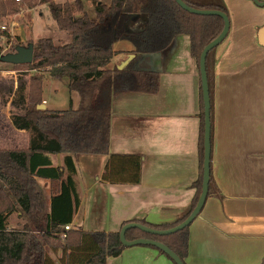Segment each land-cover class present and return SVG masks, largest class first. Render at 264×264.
I'll return each mask as SVG.
<instances>
[{"label":"crops","instance_id":"0c3cea01","mask_svg":"<svg viewBox=\"0 0 264 264\" xmlns=\"http://www.w3.org/2000/svg\"><path fill=\"white\" fill-rule=\"evenodd\" d=\"M222 2L229 29L208 57L207 71L213 184L200 213L188 225L184 263L260 264L264 258V48L257 32L264 25V7L250 0ZM131 18L126 26L135 19ZM114 50L116 67L132 55L127 45ZM147 62L152 70L137 69L135 64L134 68L155 73L158 89L113 95L108 154L81 155L86 167L96 164L90 182L79 178L73 157L78 204L74 203L68 231L117 232L122 224L136 221L168 225L191 210L195 193L191 185L199 166L201 86L189 38L176 36L164 51L149 55ZM121 95L125 99L113 114V101ZM18 131L29 139L28 131ZM122 156L139 157L138 182H132L133 167ZM49 158L53 167L63 165L64 155ZM38 180L45 181L49 192V181L37 179L38 184ZM24 222L19 211L7 217L9 229ZM45 251L55 264H62L61 250L46 247ZM106 264L173 263L157 249L134 246L124 247Z\"/></svg>","mask_w":264,"mask_h":264},{"label":"trees","instance_id":"16d2710c","mask_svg":"<svg viewBox=\"0 0 264 264\" xmlns=\"http://www.w3.org/2000/svg\"><path fill=\"white\" fill-rule=\"evenodd\" d=\"M88 1L91 14L85 10L83 0H39L46 5L57 29L67 33L70 40L59 45L50 38L38 39L29 43L33 46L31 63L13 65L39 73L29 75L27 80L18 77L15 99L11 102L12 107L22 112L11 118L12 126L34 134H30L29 146L26 149H0V264H55L46 255V247L62 251V264H106L107 258L121 253L124 247L119 242V231L64 230L71 223L74 203L78 204L73 182V157L108 154L114 94L157 91V75L134 68L138 56L160 53L170 46L176 36L184 35L189 38L190 54L198 65L204 46L223 28L221 18L190 14L174 0ZM181 1L194 9L218 10L228 16L222 0ZM11 3L5 0L2 4L13 13ZM139 15L145 17L144 27L137 31L127 30L129 19ZM4 35L10 37L9 34ZM116 42H128L134 55L122 70L116 66L107 68L116 53ZM213 50L206 57V73L208 57ZM1 52L0 47V56ZM48 79H65L68 92L78 96L77 107L57 112L37 109L43 102V83ZM199 111V166L197 178L191 185L195 193L190 209L196 204L202 182L204 122L201 93ZM57 154L64 155L61 167H53L49 158V155ZM122 158H127L133 167L132 182H138L139 157ZM37 179L49 181V210ZM212 184L210 173L208 194ZM15 211L21 213L25 222L20 228L9 229L7 217ZM186 216L168 225L135 223L162 231L177 226ZM140 238L163 244L184 263L188 226L165 236L146 234L138 229L125 233L127 241ZM260 264H264V258Z\"/></svg>","mask_w":264,"mask_h":264},{"label":"rangeland","instance_id":"374dc122","mask_svg":"<svg viewBox=\"0 0 264 264\" xmlns=\"http://www.w3.org/2000/svg\"><path fill=\"white\" fill-rule=\"evenodd\" d=\"M11 1L12 11L9 12V8L2 3L5 0H0V47L1 55L7 53H13L14 48L18 45L26 47L29 43H34L41 38H50L54 43L62 45L69 42L70 37L67 33L61 32L57 29L55 22L51 19L48 9L45 4L39 2V0H6ZM64 1V0H58ZM70 1V0H67ZM106 3L108 0H101ZM86 0H83V5L86 11H92L91 5L87 4ZM134 20L126 26L129 31H136L142 29L144 26L143 21L145 17L142 15L134 16ZM132 19V18H131ZM130 19V20H131ZM130 22V21H129ZM138 24V25H137ZM4 28L2 30L1 28ZM4 34H9L10 37H6ZM123 45L129 47L128 42H116V48ZM114 46V47H115ZM148 55H140L135 60V68L149 70L151 66L147 63ZM114 61H111L107 68H113ZM38 71L29 70L28 68H16L10 64H4L0 62V148L1 149H22L29 146L28 134L25 132H19L11 124V118L15 115H20L22 112L11 106V102L15 99V88L17 79L19 76L24 77L26 80L28 76ZM67 81L51 80L44 81L42 88V100L40 105L46 104V109L51 112L63 111L69 108L77 107V94L74 92H68ZM120 98V99H119ZM125 96L115 97L112 105V113L120 110V100H124ZM41 110V109H39ZM32 136L34 134L30 132ZM29 134V136H30ZM77 168H79V178L81 180L89 181L94 172L96 164H93L92 168L86 167L81 155L75 156ZM94 168V169H93ZM41 186L44 199L49 202V192L45 187L44 180H38ZM13 216L9 219L12 220Z\"/></svg>","mask_w":264,"mask_h":264},{"label":"water","instance_id":"95a60500","mask_svg":"<svg viewBox=\"0 0 264 264\" xmlns=\"http://www.w3.org/2000/svg\"><path fill=\"white\" fill-rule=\"evenodd\" d=\"M176 4L184 11L199 15V16H217L223 21V28L219 35L210 41L208 44L204 46L200 55H199V76H200V86H201V97L203 102V160H202V182H201V190L200 194L197 198L196 204L191 209L186 218L177 226L168 229V230H154L144 225L135 222H129L123 225L119 230V242L123 247H134V246H151L155 249L159 250L162 254L167 256L174 264H184L171 250H169L163 244L140 238L133 241H127L125 239V233L130 229H138L143 233L156 235V236H165L171 235L178 231H181L198 216L200 213L205 200L208 194V184L210 179V98H209V87L206 73V57L207 54L217 47L226 37L229 29V19L225 13H222L218 10H209V9H194L187 6L181 0H174ZM255 6L263 8L264 0H250ZM258 43L264 48V25L257 32ZM152 55V54H147ZM33 57V46L32 44H28L26 47L17 46L14 49L13 53H7L0 56V62L4 64L10 65H26L30 64ZM134 58V55H129L126 60H124L118 67V70H122L129 62ZM37 109L43 110V105H38Z\"/></svg>","mask_w":264,"mask_h":264},{"label":"built area","instance_id":"2783aa9c","mask_svg":"<svg viewBox=\"0 0 264 264\" xmlns=\"http://www.w3.org/2000/svg\"><path fill=\"white\" fill-rule=\"evenodd\" d=\"M16 1H19V0H16ZM1 29L4 30L3 27H2ZM64 230H65V231H68V230H69V226H65V227H64ZM63 238H64V236L61 237V239H63Z\"/></svg>","mask_w":264,"mask_h":264}]
</instances>
